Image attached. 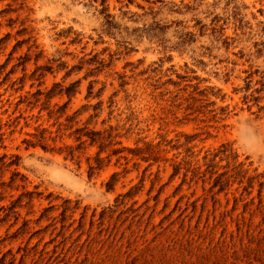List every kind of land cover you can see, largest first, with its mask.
<instances>
[{
    "label": "rangeland",
    "instance_id": "rangeland-1",
    "mask_svg": "<svg viewBox=\"0 0 264 264\" xmlns=\"http://www.w3.org/2000/svg\"><path fill=\"white\" fill-rule=\"evenodd\" d=\"M0 264H264V0H0Z\"/></svg>",
    "mask_w": 264,
    "mask_h": 264
},
{
    "label": "trees",
    "instance_id": "trees-1",
    "mask_svg": "<svg viewBox=\"0 0 264 264\" xmlns=\"http://www.w3.org/2000/svg\"><path fill=\"white\" fill-rule=\"evenodd\" d=\"M89 139H90V144H93V143H98L103 140V138L100 136L101 134L100 133H96V132H90L89 134ZM38 139V141H43L44 140V137H43V133H41V135L38 137H36ZM102 146V144H101ZM42 149H45L43 146H42ZM116 153V152H114ZM96 161H99V159H96ZM90 169H93L92 167Z\"/></svg>",
    "mask_w": 264,
    "mask_h": 264
}]
</instances>
